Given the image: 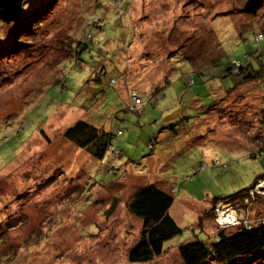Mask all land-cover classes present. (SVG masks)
<instances>
[{
  "label": "rangeland",
  "instance_id": "obj_1",
  "mask_svg": "<svg viewBox=\"0 0 264 264\" xmlns=\"http://www.w3.org/2000/svg\"><path fill=\"white\" fill-rule=\"evenodd\" d=\"M48 1L23 0L19 18ZM246 1L53 0L5 44L12 24L0 20V264H130L141 223L126 204L148 184L173 195L183 232L144 264H181L184 242L264 223L260 184L239 211L222 202L200 218L264 175V81L234 89L226 71L258 50L264 59V0L255 16ZM177 48L199 70L216 61L191 73ZM78 120L120 131L119 153L97 160L65 139Z\"/></svg>",
  "mask_w": 264,
  "mask_h": 264
},
{
  "label": "trees",
  "instance_id": "obj_2",
  "mask_svg": "<svg viewBox=\"0 0 264 264\" xmlns=\"http://www.w3.org/2000/svg\"><path fill=\"white\" fill-rule=\"evenodd\" d=\"M52 1L53 0H49L47 2L48 4L42 7H38L37 4L34 3L30 7V10L27 11V15H24L23 19H20V17L16 23H11L12 26L8 29L9 33L7 32L8 34L5 39H1L4 44L6 41H14L15 37L18 39L17 41L20 42L22 41L20 37L31 34L33 27L26 22L27 16L33 14L34 17L39 19L38 22L41 21L47 16V13L50 15L53 12L57 1H54V6L51 5ZM46 7L50 8V11L48 9L42 15L37 13L38 9L42 11ZM243 14L246 13L243 11ZM247 15L252 16L249 14ZM99 25H101L100 21L97 23V26ZM237 26L239 28V25ZM237 26L235 25V28ZM259 29L261 32L255 36V39L261 40L264 37V29L260 27ZM244 30L245 28L242 30L238 29L239 32L236 31L239 38H242V32ZM187 40H190V38L187 37ZM12 44L13 43H10V46H12ZM78 45L80 46V43H78ZM172 55L174 57L180 56L181 59L187 60V64L189 63L191 67L190 72L196 74H201L206 67L213 66L216 61V58L210 59V61H208L209 64L199 70L197 65L200 64V61L197 60V57L182 53L179 48H177L175 52H172ZM251 55L253 57L245 55L243 63H238V65L233 63L227 67V75L235 77L234 89H239L240 85L246 83H256L261 88V84L264 81V59L261 58L260 50ZM254 62H256L258 66H255V64H253ZM102 71H100L99 74H102ZM195 81L196 80L193 79V81L190 82L192 86L195 85ZM110 82L114 83V80ZM167 83V78H164L162 81L163 88ZM163 88L156 87L153 94L158 96L161 93L159 91ZM233 92L234 91H229L226 93L225 98L221 101L230 98ZM238 94H241V92L239 93L238 91ZM141 98L143 103L146 97ZM129 102L133 104L131 99ZM262 108L263 107L260 108L261 111ZM40 133L42 134L43 131L40 130ZM119 134H121L120 131L116 133L107 132L104 129H98L96 125L94 126L87 121L78 120L64 132L63 136L76 147L85 150L94 159L102 160L108 152L116 155L119 153L114 144V137ZM263 181L264 175L255 178L251 187L247 189H243L224 198H213L211 207L208 210H204L202 213L203 216L201 215L200 218L206 219V216L211 217L215 209V204L218 202L229 204L234 210L239 211L240 206L242 207L250 200V192L254 190L257 184ZM173 202L174 197L170 192L164 191L154 184L143 186L128 200L126 204L128 213L141 223L139 238L132 248L129 249L127 254L128 263L144 264L153 261L166 252L164 251V243L166 241L171 240L183 232V229L169 213ZM237 204L238 206H236ZM112 206L114 207L115 204L113 203ZM176 253L181 260V264H264V223L249 224V227H246L245 224L241 222L237 231L230 233L225 229H218V231L214 233L212 239H209L208 236L204 240L195 237L190 241L178 245Z\"/></svg>",
  "mask_w": 264,
  "mask_h": 264
},
{
  "label": "water",
  "instance_id": "obj_3",
  "mask_svg": "<svg viewBox=\"0 0 264 264\" xmlns=\"http://www.w3.org/2000/svg\"><path fill=\"white\" fill-rule=\"evenodd\" d=\"M23 0H0V20L6 24L16 23L22 12ZM263 6V0H247L243 11L255 16ZM259 190H264V181L260 183Z\"/></svg>",
  "mask_w": 264,
  "mask_h": 264
},
{
  "label": "built area",
  "instance_id": "obj_4",
  "mask_svg": "<svg viewBox=\"0 0 264 264\" xmlns=\"http://www.w3.org/2000/svg\"><path fill=\"white\" fill-rule=\"evenodd\" d=\"M131 100L133 101V104L135 105H141L142 104V98L136 94V93H131ZM219 218V215H218ZM219 224L220 225H225L226 223L224 222V220H222V218H219ZM227 226V225H226Z\"/></svg>",
  "mask_w": 264,
  "mask_h": 264
},
{
  "label": "clouds",
  "instance_id": "obj_5",
  "mask_svg": "<svg viewBox=\"0 0 264 264\" xmlns=\"http://www.w3.org/2000/svg\"><path fill=\"white\" fill-rule=\"evenodd\" d=\"M260 183H261V182H260ZM260 183H259V184H260ZM219 203H221V202H218L217 204H219Z\"/></svg>",
  "mask_w": 264,
  "mask_h": 264
},
{
  "label": "bare ground",
  "instance_id": "obj_6",
  "mask_svg": "<svg viewBox=\"0 0 264 264\" xmlns=\"http://www.w3.org/2000/svg\"><path fill=\"white\" fill-rule=\"evenodd\" d=\"M229 218V217H228Z\"/></svg>",
  "mask_w": 264,
  "mask_h": 264
}]
</instances>
